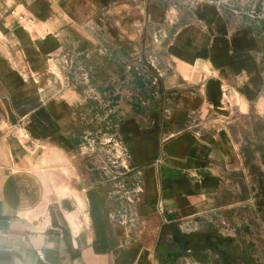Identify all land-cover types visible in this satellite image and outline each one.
<instances>
[{"label":"crops","instance_id":"1","mask_svg":"<svg viewBox=\"0 0 264 264\" xmlns=\"http://www.w3.org/2000/svg\"><path fill=\"white\" fill-rule=\"evenodd\" d=\"M0 264H264V0H0Z\"/></svg>","mask_w":264,"mask_h":264},{"label":"rangeland","instance_id":"2","mask_svg":"<svg viewBox=\"0 0 264 264\" xmlns=\"http://www.w3.org/2000/svg\"><path fill=\"white\" fill-rule=\"evenodd\" d=\"M262 248V247H261ZM263 249V248H262ZM246 263H247V261H246Z\"/></svg>","mask_w":264,"mask_h":264}]
</instances>
